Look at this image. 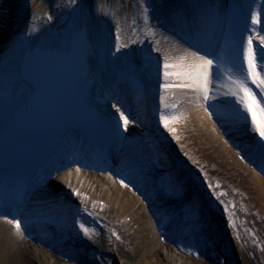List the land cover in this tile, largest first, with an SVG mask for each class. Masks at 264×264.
Here are the masks:
<instances>
[{"label":"bare ground","instance_id":"1","mask_svg":"<svg viewBox=\"0 0 264 264\" xmlns=\"http://www.w3.org/2000/svg\"><path fill=\"white\" fill-rule=\"evenodd\" d=\"M207 1L197 0L196 4ZM0 7L7 10L8 15L0 13V21H4L6 24L4 29L9 31L1 34L0 82L7 84L16 79H23L26 72L23 64L27 56L50 48L66 51L70 48L75 36L85 31L90 71L97 80L94 93L98 100L101 98L103 87H112L109 82L112 81L115 73L124 78L122 75H125L127 71L139 69L140 66L137 67L136 63L139 60L148 62L152 59L154 54L158 53L155 51L157 45L161 49L160 52H166L168 49L180 50V47L169 40V38L172 39L170 35L155 23L156 15L165 14L168 18L174 19L175 14L186 17L185 13L190 10L200 12L195 3L191 4V0H168V2L165 0H143V3L142 0H0ZM145 7L148 8L147 21L144 20L143 13ZM49 15L52 16L51 20H48ZM168 18L166 21H170ZM177 19L179 20V18ZM219 24L222 27V22ZM149 29H152L155 34H151ZM117 31L121 36L119 43L129 45L126 48H121L119 52L116 51ZM214 36L217 38V34ZM133 41L136 42L133 43ZM164 43H167L166 51L162 49ZM173 54L170 53V55ZM156 72L157 68L148 74L153 78V76H157ZM159 78L162 79V77ZM113 85L118 95H120V91L126 92L123 95L128 96L130 103L134 105L132 97L127 94L128 92L132 94V90L125 78L115 80ZM151 88V95L149 94L145 102H138L137 106L146 104L149 107V101L154 100L152 97L158 95L160 99L163 95L158 87L151 86ZM25 98L26 96L23 94H12L8 99L0 98V127L7 121L11 111L18 107ZM221 99L231 101V97L221 96ZM97 102L99 103V101ZM146 105L141 107L145 108ZM199 106L201 104L197 103L189 116L179 123L180 125L172 126L176 131L183 130L182 139L184 141L173 139L170 143L175 145L190 164L193 160L189 150H193L197 158L201 157L204 161L211 159L222 167H226V163L232 162L234 169L230 171L235 177H240L241 181L256 194L255 197L259 203L264 204V177L243 165L233 156V147L223 130ZM103 110L104 114H109L117 124L119 134H146L143 131L144 127L134 124L135 121L125 131L119 125L115 108L107 107ZM126 115L128 114L126 113ZM235 119L237 120V118ZM155 127L168 132L159 122ZM255 135L252 133L250 136L257 139ZM163 140L164 138L160 141L162 144L157 148L158 152L165 156L166 153L162 149V145L165 143ZM154 145L155 143L152 142L147 149L148 152L143 156L137 151L129 152L128 161L133 158L148 168L147 165L155 154ZM191 165L193 166V164ZM261 167L264 165L261 164ZM174 177L171 175L168 178L172 182L184 183L183 173ZM120 181L111 173L67 169L59 172V175L50 183L55 188L54 194L64 199L65 202L70 198L67 194L65 195L66 187L69 190L79 191L81 195L74 198L76 203L72 207L77 208L82 218L89 223L92 222V219L97 220L91 227L95 229V234L91 236L101 247H110L113 240L118 241L120 254L129 259V262L124 264H214L183 253L180 254L166 242L161 241L149 205L134 188L131 186L125 188ZM164 186L165 183H162L160 190H163ZM166 187L171 191V182H168ZM174 199L179 202L180 206H185L183 200H178L175 197ZM102 201H104L103 204ZM89 213L95 215H89ZM178 220L182 223L180 218ZM203 221L210 222L205 218ZM113 233L118 234L120 239H117ZM36 244L38 242L29 240L25 234L17 235L14 226L8 224L4 218H0V264H109V259H112L102 254L99 258L100 261L76 258V263H73L66 261L62 255H55L43 246L42 248ZM218 250L222 252V249ZM112 262L120 264L115 257Z\"/></svg>","mask_w":264,"mask_h":264},{"label":"snow or ice","instance_id":"2","mask_svg":"<svg viewBox=\"0 0 264 264\" xmlns=\"http://www.w3.org/2000/svg\"><path fill=\"white\" fill-rule=\"evenodd\" d=\"M143 13L144 20L147 21V7L143 8ZM51 19L52 16L49 15L48 20ZM250 24L251 32L246 35L240 59L233 62L231 69L222 70L220 58L203 49H184V56L170 58L168 54H165L159 60L158 72L162 77L161 88L166 94L160 97V102L165 111L159 114V120L163 128L177 140L179 137L175 136L176 129L172 127V123L178 120L182 113H180L177 105L172 102V97L175 94V90H185L192 94L190 102L199 103L203 100L206 110L211 109L209 116L214 115L220 122L221 127L225 126L226 121L218 105L213 102L217 101L221 96L234 98L231 101V105L234 106L237 121L247 125L248 131L257 135L259 147L264 150V103H261L264 101V34H262L264 33V27H261V10L251 14ZM149 32L153 35L155 34L152 29H149ZM116 39L118 41L116 45L117 52L121 48L129 46L127 43H119L121 39L119 31L116 33ZM135 42L133 41V43ZM155 51L158 53L161 51L158 45ZM189 58L192 60L191 63L187 62ZM252 86L257 91H254ZM258 93L259 98H257ZM113 108L118 114L119 125L127 131L133 121L129 119L126 112L122 111L119 106L113 105ZM79 170L76 169V171ZM261 170L264 171V167ZM120 183L125 188L129 187L128 184L124 183V180H121ZM208 187L215 191L211 183L208 184ZM216 187H219V184ZM75 194L81 195L79 192ZM220 195H224V193ZM217 199H219V196H217ZM93 206L95 207V204ZM89 215L95 214L89 213ZM4 219L8 224L14 226L17 235H24L19 219H8L7 217H4ZM232 226L235 227L234 221H232ZM79 228L85 236L90 237L95 234V229L86 226L84 223H80ZM113 235L120 239L118 234L113 233ZM261 250L264 251V248Z\"/></svg>","mask_w":264,"mask_h":264},{"label":"rangeland","instance_id":"3","mask_svg":"<svg viewBox=\"0 0 264 264\" xmlns=\"http://www.w3.org/2000/svg\"><path fill=\"white\" fill-rule=\"evenodd\" d=\"M180 133L182 134L183 130ZM191 151L193 152V150ZM233 156L236 158L234 152ZM201 159L202 158L200 157V160ZM200 160H196V162L199 163ZM206 162L214 163L215 161L211 159L205 162L203 161L202 167H209V164ZM231 169H234V165L232 162H230L229 164L226 163V167L215 164V166L211 168L209 172L211 171L212 174H216V177L221 184H223L222 180L228 178V181L225 182L226 188H223L219 183H217L219 184V187H217L218 190L216 189V191H213L214 194L216 196H219V199L231 198L232 200H236L238 204L235 209H229L225 207L226 221L235 222V227L232 226L231 234L236 242L239 251V259L237 258L239 262L237 261L236 264H264V251L261 250L262 248H264V239H262V235H264V204H261L256 200V194H254L252 190L241 181L240 177H235L233 172L230 171ZM221 193H224V195H220ZM247 241L252 242L251 244H254L256 246V248L258 249V256H253L251 254L250 245L247 244ZM117 256L120 264L129 262L128 257L121 254Z\"/></svg>","mask_w":264,"mask_h":264}]
</instances>
